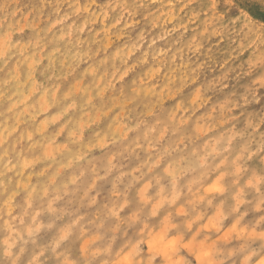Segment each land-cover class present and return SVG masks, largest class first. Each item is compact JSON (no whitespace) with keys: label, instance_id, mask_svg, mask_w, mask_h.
Instances as JSON below:
<instances>
[{"label":"clouds","instance_id":"obj_1","mask_svg":"<svg viewBox=\"0 0 264 264\" xmlns=\"http://www.w3.org/2000/svg\"><path fill=\"white\" fill-rule=\"evenodd\" d=\"M0 264H264V0H0Z\"/></svg>","mask_w":264,"mask_h":264}]
</instances>
